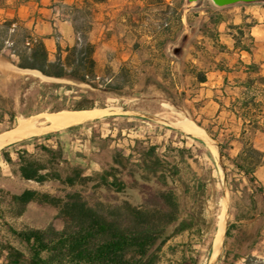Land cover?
I'll return each mask as SVG.
<instances>
[{
	"label": "trees",
	"instance_id": "trees-1",
	"mask_svg": "<svg viewBox=\"0 0 264 264\" xmlns=\"http://www.w3.org/2000/svg\"><path fill=\"white\" fill-rule=\"evenodd\" d=\"M91 1L98 6L108 0ZM142 1L148 7L165 8L167 13L175 15L176 23L181 24L186 0H173L171 4H166L167 0ZM7 3L8 0H0V12L10 9ZM19 8L13 9V18L4 19L0 24V57L33 75L25 74L10 81L0 79V135L13 130L19 122L44 114L94 110L93 107L71 106L70 103L76 94L80 95L81 85L95 88L92 86L97 67L95 45L82 36L71 19L77 35L76 44L72 48L57 44L56 55L51 60L45 38L27 26L18 14ZM170 25V18L165 19L163 31L170 30ZM16 36L18 40L14 39ZM242 37L241 33L235 51L252 56V50L243 43ZM239 65L246 78L231 80L227 76L222 102H219L221 110L235 121L226 147L232 150L234 143L242 146L238 157L230 158L212 132L206 130V133L216 143L224 162L230 165L225 168L227 176L230 172L234 175L230 184L229 211L237 227L229 225L226 242L234 241L236 247L246 244L245 256H250L255 240L264 230V184L256 176L258 170L264 169V151L254 144L258 135H264V74L255 62L244 64L240 60ZM220 72L233 73L228 69ZM197 79L201 84L207 82L206 77L198 76ZM63 82L75 86L63 93L66 87ZM165 93L172 105L180 107L172 94ZM90 125L92 123L88 122L63 133L24 141L0 151V213L5 209L14 217H22L29 206H35L56 212L57 218L65 224L61 232L12 231L14 238L25 245L26 252L10 243L0 242V264H160V255L170 240L184 234L200 233L205 184L195 173L192 185L185 180L180 169L184 163L182 152L177 156L159 146L148 145L135 164L132 156L112 148L110 139L101 140L97 156L101 170L92 175V162L85 154L80 155L76 163L66 158L61 144L56 148L36 145L64 133H77ZM3 165L9 168L12 177L24 184L56 185L64 189L62 191L76 188L81 191L59 196L18 187L10 193L1 186ZM144 187L151 189V193L141 206L117 200L112 203L99 199L91 203L83 194V191L90 190L94 194L102 193L118 199ZM251 222H259L261 227L255 237L243 242L235 233L244 223ZM181 264L197 262L185 256Z\"/></svg>",
	"mask_w": 264,
	"mask_h": 264
},
{
	"label": "rangeland",
	"instance_id": "rangeland-1",
	"mask_svg": "<svg viewBox=\"0 0 264 264\" xmlns=\"http://www.w3.org/2000/svg\"><path fill=\"white\" fill-rule=\"evenodd\" d=\"M56 1H50L57 11L55 21L70 17L76 29L96 48V78L92 85L95 88L81 85L80 95L76 94L70 105L93 107L105 110L107 114L77 133H64L54 140L41 141L36 145L56 148L61 144L66 158L76 163L79 156L85 154L92 162V175L101 170L97 160L101 140L110 139L112 148L132 156L135 164L148 145L159 146L177 156L183 153L184 163H181L180 169L185 180L192 185L195 173L205 184L203 223L200 224V233L184 234L170 240L160 255V264H181L185 256L196 260L197 264H264V230L255 240L248 257L245 256L246 244L236 247L234 241L226 242L224 239L221 248L215 245L222 221L225 191H229L230 205V184L234 175L230 172L227 176L225 168L230 166L229 163H225L220 154L216 156L204 139L187 135L176 127L190 120L203 131L212 132L230 158L238 157L242 146L234 143L232 150L226 147L235 121L225 110H221L219 102H222L227 76L231 80L246 78L242 73L244 69L239 65L240 60L244 64L255 62L264 74V2L218 8L211 0H204L200 6L190 5L186 0L183 18L178 24L173 13H167L165 8L148 7L142 0H108L98 6L91 0ZM172 2L167 0L166 4ZM47 3V0H8L10 9L0 12V24L4 19L14 17L13 9L17 6H20L19 10L31 8V19L35 18L38 22L43 17L41 10L51 8ZM43 4L46 5L43 7ZM169 18L170 30L163 31V21ZM241 33L243 43L252 50V56L235 51ZM14 39L18 40V37ZM55 55H51V60ZM221 69L233 73L227 75L221 73ZM25 74L33 75L21 72L0 57V79L17 80ZM198 76L206 77L207 82L201 84ZM63 84L66 86L63 93L75 86L69 82ZM166 91L174 96L180 107H175L166 99ZM44 121L39 120L40 123ZM208 137L217 150L216 143ZM254 144L264 151V135H258ZM256 176L264 184V169L258 170ZM3 177L1 186L10 193L18 187L59 196L81 191L80 188L62 191L64 189L56 185L39 187L34 183L24 184L12 177L9 168L4 165ZM150 193L151 189L144 187L115 199L90 190L83 191L91 203L99 199L112 203L117 200L120 203L129 201L135 206L143 205ZM229 225L237 227L230 211L227 229ZM260 225L259 222L244 223L235 234L245 242L247 238L256 236ZM64 227V222L51 210L29 206L22 217H14L4 209L0 213V242L10 243L26 252L25 245L14 238L12 231L61 232Z\"/></svg>",
	"mask_w": 264,
	"mask_h": 264
},
{
	"label": "bare ground",
	"instance_id": "bare-ground-1",
	"mask_svg": "<svg viewBox=\"0 0 264 264\" xmlns=\"http://www.w3.org/2000/svg\"><path fill=\"white\" fill-rule=\"evenodd\" d=\"M106 114L107 111L98 109L80 112L64 111L55 114L42 115L32 120L24 121L13 130L0 135V151L14 144H18L35 138H41L51 134L60 133L76 126H82L88 122L94 121L99 117L105 116ZM40 119H44L45 121L43 123H40ZM176 127L182 130L187 135L204 139L213 149L214 154L219 157V153L213 146V143L210 141L206 132L198 128L192 121L186 120L176 125ZM228 211L229 191L228 189H226L222 221L215 242V245L218 248H221L227 233ZM219 254L220 251L217 252V256H219Z\"/></svg>",
	"mask_w": 264,
	"mask_h": 264
},
{
	"label": "crops",
	"instance_id": "crops-1",
	"mask_svg": "<svg viewBox=\"0 0 264 264\" xmlns=\"http://www.w3.org/2000/svg\"><path fill=\"white\" fill-rule=\"evenodd\" d=\"M51 0H47V5H51V8H43L41 11L43 17L40 20L33 18L31 19V8L23 7L24 11L19 10L18 14L21 19L25 20L27 26L30 29H34L35 32L45 38V44L50 52V54L56 53L57 44L62 46L72 48L76 44L77 35L72 24V20L68 17L66 20H58L56 8L53 9ZM56 3V0H52ZM46 4H43V7ZM39 6V5H38ZM55 21V23H54ZM58 22V23H56ZM98 48V47H97ZM99 50V48H98Z\"/></svg>",
	"mask_w": 264,
	"mask_h": 264
},
{
	"label": "water",
	"instance_id": "water-1",
	"mask_svg": "<svg viewBox=\"0 0 264 264\" xmlns=\"http://www.w3.org/2000/svg\"><path fill=\"white\" fill-rule=\"evenodd\" d=\"M203 1L204 0H188V3L190 5L196 4L200 6L203 3ZM211 1L218 8H225V7L234 6L237 4H255V3L264 2V0H211ZM21 72L30 73L29 71H21ZM229 209H230V205H229ZM228 214H229V211H228ZM228 214H227V217H228Z\"/></svg>",
	"mask_w": 264,
	"mask_h": 264
}]
</instances>
